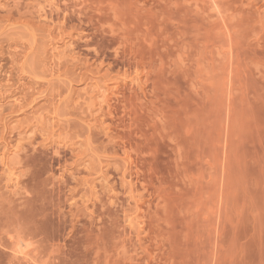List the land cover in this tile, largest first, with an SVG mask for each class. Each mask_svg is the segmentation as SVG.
Wrapping results in <instances>:
<instances>
[{
	"label": "rangeland",
	"instance_id": "obj_1",
	"mask_svg": "<svg viewBox=\"0 0 264 264\" xmlns=\"http://www.w3.org/2000/svg\"><path fill=\"white\" fill-rule=\"evenodd\" d=\"M0 264H264V0H0Z\"/></svg>",
	"mask_w": 264,
	"mask_h": 264
},
{
	"label": "bare ground",
	"instance_id": "obj_2",
	"mask_svg": "<svg viewBox=\"0 0 264 264\" xmlns=\"http://www.w3.org/2000/svg\"><path fill=\"white\" fill-rule=\"evenodd\" d=\"M226 80H227V79H226ZM17 240H18V239H17ZM17 240H14V241H16V244H17V245L14 246L13 251H14V253H16V254L18 253V254H20L21 256H23V257L25 258V257L29 254V253H28V250H29V249L26 251V250L23 249V247H24L25 244H28V243H25V244H24V242H22V239H21V240L19 239L18 241H17ZM19 242H20V244H19ZM21 243L24 244L23 247H22ZM14 244H15V243H14ZM26 249H27V246H26ZM11 250H12V249H11ZM14 253H13V254H14ZM27 253H28V254H27ZM23 257H22V258H23ZM24 258H23V259H24Z\"/></svg>",
	"mask_w": 264,
	"mask_h": 264
}]
</instances>
